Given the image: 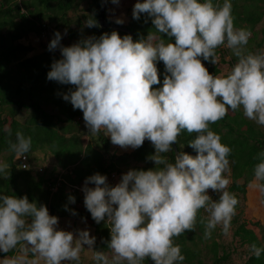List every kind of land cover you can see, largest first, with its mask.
<instances>
[{
  "label": "clouds",
  "instance_id": "9594fccd",
  "mask_svg": "<svg viewBox=\"0 0 264 264\" xmlns=\"http://www.w3.org/2000/svg\"><path fill=\"white\" fill-rule=\"evenodd\" d=\"M141 14L151 18L160 36L149 32L133 40L113 30L64 46L57 31L48 44L50 51L59 47L61 58L52 62L47 79L74 86L63 99L82 111L90 133L103 130L121 148H139L147 139L155 149L148 157L155 167L130 169L115 185L100 173L85 178L84 205L96 223L110 224L111 256L93 249L96 237L87 228H59L46 205L26 195L0 194V253L18 245L21 250L0 264H80L85 246L94 250V264H142L145 258L182 264L185 257L174 238L194 229L200 209L208 213L206 238L218 225L228 232L239 202L227 190L231 148L210 125L240 109L264 126V50L246 52L251 32L235 27L231 0H136L133 18ZM85 25L91 28L96 21ZM221 45L237 62L227 73L211 74L202 59L217 64ZM157 62H163L165 74L162 86L153 88L160 83ZM182 130L196 134L188 142L195 155L180 152L169 162L162 154L172 150ZM30 147L31 137L21 132L10 144L17 157ZM258 158L251 184L264 198V151ZM8 171V163L0 160V176ZM208 189L220 193L219 199L213 200ZM68 199L75 202L73 196ZM250 251L259 258L264 247L253 243Z\"/></svg>",
  "mask_w": 264,
  "mask_h": 264
},
{
  "label": "trees",
  "instance_id": "16d2710c",
  "mask_svg": "<svg viewBox=\"0 0 264 264\" xmlns=\"http://www.w3.org/2000/svg\"><path fill=\"white\" fill-rule=\"evenodd\" d=\"M87 1L91 14L86 17V21H96L95 26L88 27L89 36L99 37L103 33H111L112 29H102L97 24L102 0H0V155L9 165L7 174L0 176V194L17 197L26 195L29 201H35L38 206L46 205L50 215L57 217H65L75 211L73 216L87 219L94 225L96 246L109 250L107 242L110 240V224L105 221L96 223L84 202L82 208H76L81 197L71 192L65 193L66 183L76 186L82 177L86 178L95 173L110 177L112 173L123 172L119 170L120 166L144 170L153 168L155 163L148 157L155 149L146 139L142 146L131 153L118 156L111 154L103 130L96 133L98 150H93L89 144L84 146L83 113L79 109H73L72 104L63 99V94L74 86L47 79L52 62L60 59V56L51 55L48 49L40 54L29 55L34 49L19 42L31 33L44 35L49 28L45 23L52 24L55 32H66L71 39H84L70 28L73 20L70 14L78 12ZM119 26L127 28L129 33L115 31L121 36L130 34L133 40L146 37L149 32L160 36L147 14H141L139 19H134L131 15L126 25ZM161 36L166 40H174L163 33ZM202 63L206 65L209 73L218 74V68L212 63L203 59ZM157 69L160 83L153 85V88L162 86L165 74L163 62H157ZM43 102L53 105L56 111L45 110L41 105ZM21 111H26V116L19 120L17 117ZM210 127L221 136V142L231 148L228 156L231 181L227 190L237 197L239 202L236 210H239L241 199L246 200V188L253 180V168L259 162L258 154L264 151V130L247 119L240 109L229 110L223 119ZM17 132L31 137L30 151L23 154L24 156L29 158L43 149H47L53 156L55 169H61L57 182L51 178L53 174L48 177L38 175L36 179L31 174L30 166L23 170L17 165L20 157L10 149V144L16 142ZM195 135L186 130L181 131L177 142H174L179 153L195 155L194 149L188 143ZM162 155L169 162H174L173 149ZM55 185H58L56 191L51 192ZM39 194L43 196L42 203L37 201ZM69 196L75 197L74 203L69 201ZM262 199L264 198L261 197V201ZM63 201L67 204L64 205ZM206 219L204 209H200L194 229L185 230L174 238V243L180 246L185 257L182 264H222L229 257V252L221 248L214 238L216 228L212 230L210 237H205ZM230 227L233 239L246 246L247 257L242 264H264V252L256 258L250 251L253 243L264 247V229L260 222L248 221L237 213L233 216ZM253 227L259 228V234ZM15 250L17 248L0 255L13 254ZM148 259L145 258L142 264H147Z\"/></svg>",
  "mask_w": 264,
  "mask_h": 264
},
{
  "label": "rangeland",
  "instance_id": "374dc122",
  "mask_svg": "<svg viewBox=\"0 0 264 264\" xmlns=\"http://www.w3.org/2000/svg\"><path fill=\"white\" fill-rule=\"evenodd\" d=\"M110 2H111V4H110V6L107 7L106 12H105V20L107 22L109 21V22L116 24V25H126L129 21L131 15H132L133 6L136 3V0H118V3H116V4H118L119 7H115V8H114V5H116V4H113L112 0ZM88 3H89V1L83 3L81 9L78 12H76L74 14H72V13L70 14L71 18H73L72 23L70 24V28L74 29L78 35H83L84 37L85 36L89 37V35H90V30L85 25V23L87 22L86 17L91 14V12L88 9ZM121 3H123V5H125V7H122ZM117 18L122 19L123 23L117 24L115 22ZM45 24H47V26H49V28L46 29L44 35L41 34L40 36H38L37 34L31 33L27 37H24L19 41L22 44H24L26 46H30L34 49V51L31 52L29 55L40 54L45 49L46 50L48 49V44H49L50 40L54 37L55 31L53 30L54 26L52 24H50V23H45ZM81 25H82V28L80 27ZM58 31L62 34L61 41H60L61 45L69 46L73 43H76V39L75 40L73 39V41L70 40L71 38L68 37L66 32H64L62 30H58ZM48 51L50 52L51 55L60 56V58H61V53H60L59 47L57 49L51 50V51L48 49ZM41 105L47 111H56L55 107L51 104L43 102ZM25 116H26V111H21L17 118L19 120H22V119H24ZM252 122L264 130V126H260V125L256 124L254 121H252ZM82 126L85 129L84 134L82 136L83 144L84 145L89 144L93 148L98 149L99 142L97 140V135L89 132V130L87 129V127L85 125L84 120L82 122ZM0 160H2L1 155H0ZM28 163L30 166L29 169H30L31 174L33 175L34 178L37 179L38 175L39 176L45 175L46 177H48V176H50V174H53L51 176V178L54 179V182H57V176H58V178L60 176L59 169H55V160H54L53 156L47 151V149L39 150L33 156H29ZM130 169L131 168H127L125 166H120L119 170L127 172ZM226 175H227V178L231 181V179H230V168H229V171L226 173ZM52 179H51V182H52ZM107 181H109V177H107ZM45 185L47 186V180H46ZM83 185H84V183L79 187L82 188ZM249 185L250 184H248L247 188H249ZM57 186L58 185H55V187L51 188V192H55L57 189ZM93 186L94 185H91V184L89 185V187H93ZM44 189H45V187H44ZM253 189H254V187H252V185H251L250 191ZM74 190H75L74 188L69 187L68 185H66L64 188L65 193L71 192L73 194H76L77 196H80L79 193L84 194L82 190L80 191L77 189L76 192ZM207 191L213 200L219 199L220 193L215 192L211 189H208ZM37 198H38L37 201H39V203H42L43 196H41L39 194V195H37ZM79 202H78L79 204L77 203V205H76V208H78V209L82 208L83 200L80 199ZM64 203L65 202L63 201V204ZM65 204H67V203H65ZM237 213H239L243 218L247 219L248 221H259L260 224L263 226V229H264V212L262 210H260V208H257V207L251 208L247 204V200H245L243 198L241 199V206H240L239 210H236V214ZM85 214H87V213H85ZM205 214L208 216L207 212H205ZM58 220H59L58 227L61 229L75 232L77 229L87 228L90 232V235L95 234L94 225L91 222H89L87 219L75 218V216L72 215V212L69 213L68 216H66V217L58 218ZM253 229L257 234H259V232H260L259 228L253 227ZM214 238L220 244L221 248H225V250L227 252H229V257L222 264H242L244 262V260L247 257L246 246L240 245L238 242H236L233 239L232 227L229 228L227 233H224L222 231L221 226L218 225L216 227V230H215ZM93 249L104 251L109 256H111V251L110 250H104L103 248L101 249V248L97 247L96 241H95V244L93 246ZM93 249H89V248H87V246H85V248L82 250V252L80 254V264H94V261L92 259V256L94 254ZM20 254H21V250H20V246H18L17 250H15L13 254L0 255V260L7 258V257L20 255ZM28 257H29V259L36 258L31 253H28ZM38 264H44V262L42 260H39ZM71 264H75V262H71Z\"/></svg>",
  "mask_w": 264,
  "mask_h": 264
},
{
  "label": "crops",
  "instance_id": "0c3cea01",
  "mask_svg": "<svg viewBox=\"0 0 264 264\" xmlns=\"http://www.w3.org/2000/svg\"><path fill=\"white\" fill-rule=\"evenodd\" d=\"M110 1L108 3L107 7L110 6V4H111ZM214 3L222 4L223 0H214ZM231 3H232V15L234 17L235 27L245 28V29L250 30V32H251V37L248 41V44L245 46L246 52L255 53L257 51L264 50V0H231ZM121 6L125 7V5H123V3H121ZM115 7H119L118 4L114 5V8ZM80 27L82 28V25ZM78 36L84 37L83 35H78ZM87 37L88 36H85L84 39ZM70 40L73 41V39H70ZM76 42H77V39H76ZM228 54H229V57L233 63V66H234V64L237 62V57H235L233 55V53L230 49H229ZM205 67H206V65H205ZM217 68L219 70L217 75H219L221 73L229 72L228 66L225 64H222ZM103 135L107 139L108 149H109L111 154L118 156V155H122V154H126V153H131L134 150L131 147L121 148L117 145H113L110 141V137L106 136L105 133H103ZM92 149L98 150V149H95L93 147H92ZM57 169L61 170L60 168H57ZM109 179H110V177H109ZM84 181H85V178L82 177L76 186L69 185L67 183H66V185L74 188L75 190L78 189L81 191L82 188H80L79 186H81L84 183ZM251 182L249 183L250 184L249 188H246L247 204L251 208L257 207V208H260V210H262L264 212V204L261 202L260 194L258 193V191L255 188L250 191V186L252 185ZM108 183L110 185H112L110 180L108 181ZM79 194H80L79 197H81V199L84 202V194H82V193H79ZM58 218H61V217H58ZM77 219H79V218H77Z\"/></svg>",
  "mask_w": 264,
  "mask_h": 264
},
{
  "label": "built area",
  "instance_id": "2783aa9c",
  "mask_svg": "<svg viewBox=\"0 0 264 264\" xmlns=\"http://www.w3.org/2000/svg\"><path fill=\"white\" fill-rule=\"evenodd\" d=\"M229 49L224 47L223 45H221L220 47H218L216 49V56L218 57V62L217 64H213V66L219 67L222 64H225L228 66L229 71H231L232 67H233V63L229 57ZM17 165L25 170L29 168V163H28V158L24 155H22L18 162ZM24 165H27V167H24ZM123 173H126V171L120 172V173H112L110 175V182L112 185H115L116 183L119 182V180L121 179V176Z\"/></svg>",
  "mask_w": 264,
  "mask_h": 264
},
{
  "label": "water",
  "instance_id": "95a60500",
  "mask_svg": "<svg viewBox=\"0 0 264 264\" xmlns=\"http://www.w3.org/2000/svg\"><path fill=\"white\" fill-rule=\"evenodd\" d=\"M107 3H108V0H102L101 1L100 8H99V16L97 19L98 26L102 29L106 28V29L124 31V32L129 33V30L127 28L116 25V24L109 23L105 20V8H106ZM172 149H173L175 155L179 154V151H178L175 143L172 144ZM147 264H153V261L151 260V258L148 259Z\"/></svg>",
  "mask_w": 264,
  "mask_h": 264
}]
</instances>
